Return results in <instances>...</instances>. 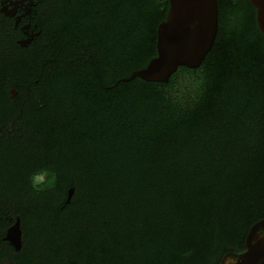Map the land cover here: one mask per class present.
Returning <instances> with one entry per match:
<instances>
[{
    "label": "trees",
    "instance_id": "obj_1",
    "mask_svg": "<svg viewBox=\"0 0 264 264\" xmlns=\"http://www.w3.org/2000/svg\"><path fill=\"white\" fill-rule=\"evenodd\" d=\"M169 7L68 0L60 28L27 49L0 24V159L20 175L3 189L52 194L43 207L57 231L68 221L59 208H77L98 225L83 244L102 264H220L264 220L257 11L218 0L217 37L198 69L167 84L123 81L157 57Z\"/></svg>",
    "mask_w": 264,
    "mask_h": 264
},
{
    "label": "flooded vegetation",
    "instance_id": "obj_2",
    "mask_svg": "<svg viewBox=\"0 0 264 264\" xmlns=\"http://www.w3.org/2000/svg\"><path fill=\"white\" fill-rule=\"evenodd\" d=\"M67 2L0 0L1 27L19 49L33 48L60 28ZM12 98L16 100L19 96L14 94ZM19 176L13 169H5L0 159V264H102L97 248L83 244L101 235L98 225L87 216L77 215V208L61 207L68 214V221L62 230L53 229L49 222L50 209L43 207L50 202L52 194L4 191L3 181ZM31 178L37 180L36 175ZM74 195L68 194L66 204H71ZM16 226H19L20 241L12 236Z\"/></svg>",
    "mask_w": 264,
    "mask_h": 264
},
{
    "label": "water",
    "instance_id": "obj_3",
    "mask_svg": "<svg viewBox=\"0 0 264 264\" xmlns=\"http://www.w3.org/2000/svg\"><path fill=\"white\" fill-rule=\"evenodd\" d=\"M249 1L264 34V0ZM169 5L166 21L157 30V57L123 81L140 78L167 84L181 67L198 69L212 50L218 33V0H169ZM69 194H74V189ZM12 236L20 241L19 226L12 230ZM220 264H264V220L250 228L245 251L226 254Z\"/></svg>",
    "mask_w": 264,
    "mask_h": 264
}]
</instances>
